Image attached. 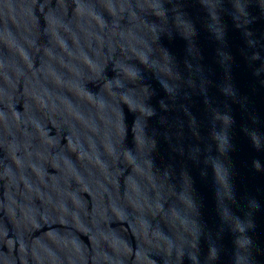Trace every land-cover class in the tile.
Masks as SVG:
<instances>
[{
	"label": "water",
	"instance_id": "water-1",
	"mask_svg": "<svg viewBox=\"0 0 264 264\" xmlns=\"http://www.w3.org/2000/svg\"><path fill=\"white\" fill-rule=\"evenodd\" d=\"M0 264H264V0H0Z\"/></svg>",
	"mask_w": 264,
	"mask_h": 264
}]
</instances>
